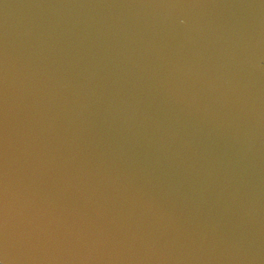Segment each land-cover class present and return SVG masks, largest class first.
Wrapping results in <instances>:
<instances>
[{
    "label": "water",
    "instance_id": "1",
    "mask_svg": "<svg viewBox=\"0 0 264 264\" xmlns=\"http://www.w3.org/2000/svg\"><path fill=\"white\" fill-rule=\"evenodd\" d=\"M0 260L264 264V0H0Z\"/></svg>",
    "mask_w": 264,
    "mask_h": 264
},
{
    "label": "clouds",
    "instance_id": "2",
    "mask_svg": "<svg viewBox=\"0 0 264 264\" xmlns=\"http://www.w3.org/2000/svg\"><path fill=\"white\" fill-rule=\"evenodd\" d=\"M0 264H5V262L3 260H0Z\"/></svg>",
    "mask_w": 264,
    "mask_h": 264
}]
</instances>
